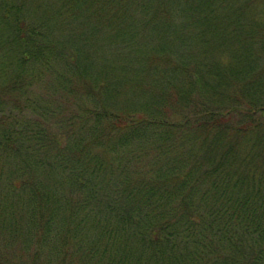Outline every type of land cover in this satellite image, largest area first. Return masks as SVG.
<instances>
[{
	"label": "trees",
	"instance_id": "1",
	"mask_svg": "<svg viewBox=\"0 0 264 264\" xmlns=\"http://www.w3.org/2000/svg\"><path fill=\"white\" fill-rule=\"evenodd\" d=\"M229 2L0 0V107L48 73L99 108L53 133L0 115V264H264V35L211 28ZM225 42L258 45L253 76L221 75ZM121 75L138 110L108 105ZM152 89L184 120L158 125Z\"/></svg>",
	"mask_w": 264,
	"mask_h": 264
},
{
	"label": "rangeland",
	"instance_id": "2",
	"mask_svg": "<svg viewBox=\"0 0 264 264\" xmlns=\"http://www.w3.org/2000/svg\"><path fill=\"white\" fill-rule=\"evenodd\" d=\"M244 3L245 5H249L248 10L250 15H239L237 11H231V9H233L236 5V10H238V7H242ZM226 5H231L229 6L230 9L228 8L225 15H220L214 19L210 25L211 28L213 27V29L216 30V32L220 31L219 34L222 35L226 30H233L236 27V29H243L247 33L254 32L259 35H264V0H230V2ZM222 13L224 12L222 11ZM182 19L184 18H180L178 22L184 21ZM226 44H228V42H225L221 47L223 50H225L224 53H222V55L225 56H222L224 57L223 59L225 62L221 67H218L221 75L227 77L230 80H235L239 79L245 73L250 71V76H253L255 73V67L261 59V53H258V45L256 43L250 42V45L235 44V46H227L224 48ZM51 80H54V77L48 73H45L40 80H38L36 77L35 81H29L30 83L27 86V92L25 94L21 96H19V94L12 95V97L8 96L5 99L4 105L0 107V115L6 119L13 118L14 120L18 121V126L20 128L29 127L25 133L28 131H38L42 128L44 129V132L47 131L49 133H53L59 129L60 121H63L65 125H68L72 121H76L75 116L82 114L83 111L87 113L88 111L95 112L99 110V108H95L90 104L92 103L91 100H85L84 98L78 96L62 98V94H59L57 86L55 90L50 88V94H47V88L48 85H50L48 83L51 82ZM258 80L259 82H264V77L259 78ZM159 84L163 86L164 83L159 82ZM128 85V80L125 82L123 76L121 75V81L117 79L113 91L109 92L112 100L110 103H108V105L114 106L117 112H121V109L130 111L135 108L138 110L135 107L136 101L135 104L132 105L133 89ZM165 91H168L167 86H165ZM151 94L156 97V100H159L157 110L154 108L151 110V113L156 116V121L159 123L158 125L161 124L160 122L164 121H173V123L178 124L184 120V114L176 112L175 108L171 109L170 103L160 98L156 90L152 89L150 91V95ZM39 96L41 100L35 99V97ZM32 98H34L35 102L37 103H33L26 107V104L29 102H26V100H33ZM144 99L146 98H143L141 103H145ZM207 99L209 100V98ZM128 100L131 102H128ZM202 103L203 107L207 104L206 101H202ZM237 103L244 104L239 101H237ZM230 111L232 114L231 122H228L229 125L243 124L245 130L242 135H248V133L252 132L253 127L251 124V118L250 115H247V112L244 111L243 105H240L237 108L233 107V109ZM69 112L73 113L70 118H66L69 115ZM103 114H106V110H103ZM214 118H217V116L215 115ZM92 121V118L88 120L89 123ZM162 130L163 128H160L157 130V132H162ZM83 136L85 137L84 140H86L85 144H89L86 142L92 138V133L90 134L87 131L85 132V135L83 134ZM63 143L68 145L69 140H64ZM251 146H253L256 151L261 149L260 140L257 136L252 139ZM4 257L6 258V255H4Z\"/></svg>",
	"mask_w": 264,
	"mask_h": 264
}]
</instances>
